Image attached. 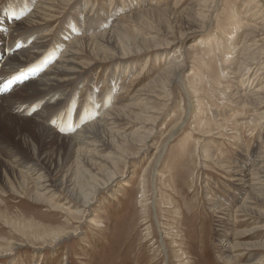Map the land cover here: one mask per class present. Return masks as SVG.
Segmentation results:
<instances>
[{
  "label": "rangeland",
  "instance_id": "1",
  "mask_svg": "<svg viewBox=\"0 0 264 264\" xmlns=\"http://www.w3.org/2000/svg\"><path fill=\"white\" fill-rule=\"evenodd\" d=\"M21 1L34 4L39 0H0V22L27 6ZM44 2V30L50 37H83L84 25L77 20L87 5L93 9L88 15L97 19L95 28L107 24L108 18L121 23L119 43L106 47L107 54L92 53L80 42L78 61L82 73L76 85L66 84L67 90L73 91L75 108L68 112L71 115L63 111L50 116L49 127L60 131L68 127L61 135L66 136L72 126L78 130L82 124L90 123L88 109L78 112L77 105H85L88 95L94 92H106L110 73L115 77L118 68L124 72L118 83L124 84L126 90L120 93L117 103L115 96L119 91L109 92L102 103L92 99L93 111L99 106L102 113L115 104L122 107L140 96L144 98L142 90L149 85L152 93L147 91L149 100L143 102L148 105L141 107L155 108L156 114L137 111L132 112V117L119 120L116 129L128 136L113 141L100 153L110 160L107 168L98 159L90 166L91 173L86 174L73 163L75 159L68 157L63 138L56 139V144L40 145L38 136L31 137L32 146L14 147L10 141L0 144V169L12 152L23 160L28 150L34 151L33 146L35 153H28L31 162L37 161L39 155L49 156L47 170L54 169L48 188L54 192L42 197L34 194L35 183L26 176L22 180L7 174L14 190L0 177V264H241L251 251H256L257 257L264 255V249H250L245 256L239 253L235 262H227L223 258L226 251L218 241V214L210 210L211 201L218 197L231 200L236 194L235 169L242 155L249 149L251 155L254 147L264 143V103L251 102L248 97L252 93L241 88L258 89L261 85L252 83L253 74L248 67L241 68V56L254 40L257 43L250 55L258 58L260 50L264 52V9L254 8V0ZM255 27L256 35L251 34ZM124 53L130 55L129 69L125 63L110 61ZM168 60L183 67L181 83L165 72ZM126 71L130 74L124 77ZM12 80L13 77L1 87L2 93L7 92ZM14 85L9 91L17 86ZM157 115L161 120L155 125L153 117ZM183 122L182 128L176 129ZM141 125L147 132L155 126L147 151L144 141L141 144L130 140V136L139 137L132 134ZM67 159L70 161L66 163ZM58 162L66 163V167L57 168ZM66 175L78 185L82 197L93 200L90 211L83 205L82 197L71 195L58 185L57 181ZM113 175L118 178V185L106 190L104 185ZM96 187L100 189L93 191ZM251 203L257 202L251 199ZM257 204L262 206L264 201ZM242 214L238 210V223L248 222L247 227L253 228V218ZM261 226L256 227L255 239L248 236L245 242L263 241ZM163 240L168 255L163 250Z\"/></svg>",
  "mask_w": 264,
  "mask_h": 264
},
{
  "label": "bare ground",
  "instance_id": "2",
  "mask_svg": "<svg viewBox=\"0 0 264 264\" xmlns=\"http://www.w3.org/2000/svg\"><path fill=\"white\" fill-rule=\"evenodd\" d=\"M254 1L256 3L254 8L264 9V0ZM27 3L28 1H21V4H24L23 6H27L15 16L10 17V19L7 18L0 22V144L5 141H10L14 144V147L32 146L30 141L31 137L35 138L37 136L39 137L40 145L56 144V139L63 138L64 143L67 144L68 157L70 159H75L73 163L75 165L77 164L82 169V173H91L89 168L90 166L92 167L98 159V161L103 162L106 167L110 160L107 161L108 159L106 160L105 158H102V156H99L100 153L111 147L113 141L128 136L124 131L123 134V132L116 129L117 126H119V120L127 119L129 116L132 117V112L134 113L137 111L145 112V110H149L150 114H156V110H153L155 108L150 110V107H147V109L141 107L148 105V103L143 104V102L149 100L147 91L152 93L150 89L148 90L149 85L142 90L145 93L142 94L144 98H141L140 96L138 97L139 100L137 99L134 102L130 101L128 105L126 104L122 107L119 104V106L115 104V106L112 107L113 109H107V111L102 113L99 106L93 111L94 106H92V99H99L102 103V101H106V96L109 92L114 93L119 91L117 93V96L119 95V97L115 96L117 103L120 99V93L123 90H126L124 84L118 83L119 78L122 77V73H124L123 70L118 68L115 77H112L113 72L110 73V86L113 90L108 85L106 92L102 94H99V92L95 94L94 92V94L88 95L85 105L82 104L83 106L81 105L80 107L77 105L78 108L76 109H78V112L82 113L88 109V116L90 118H88L87 121L92 120L90 123L86 125L82 124V126H80L81 128L78 130H75L72 126V132H70V134L61 136L69 128L64 126L62 131L52 130L48 125V121L50 120V116L55 113L54 117L63 111H66V113L69 114L75 108L74 103L72 104L73 91L67 90L66 84L76 85V81L80 79V74L82 73L80 70L82 68L80 65L81 63L78 61L79 56H81V53H79L78 50V47H80L79 45L81 44L80 42H82L92 53L94 52L98 55L105 54L106 52L104 50H106V47L108 49L109 46L114 45L116 42L117 44L119 43L120 34L118 31L121 28V23L118 24V22H115L114 18H108L106 22L107 24H103L101 28H95L94 25L96 24L97 19H95L94 16L91 18V15H88L93 9L87 5L85 8L83 7L82 13L80 14L81 17L79 19L77 18V21L84 25L82 27L85 29L83 37L80 38V36H77L76 38H72L69 35L50 37L51 34L49 33L50 36H48L49 34L44 30L46 24H43L44 13L46 12V8H44V0L35 1L34 4ZM110 20L111 22H109ZM261 21L264 22V18ZM256 25L254 24L253 26ZM255 28H253L251 34L256 35V33H258V27ZM98 29H100V31ZM261 39L264 40V38ZM256 43L257 41L254 40V44L252 43L253 46L256 45ZM253 46L249 45L246 48L250 49H244L246 54L243 57L241 56V58H243L241 68L248 67L247 70L253 74L252 83L254 84L257 82L258 85H260L261 82V85L258 89H256V87L248 89L246 86L241 88L242 90L252 93L250 94L251 97H248L251 102L263 105L264 97H261V95H264V52L263 49H261V55H259L258 58H253L249 53L252 51ZM128 56L130 55L127 53H124L120 58L113 56L110 61H112V63H125L127 65L126 68L129 69L131 64ZM108 58L110 57L108 56ZM167 63L165 72L176 78V82L181 83L180 71L183 70V67L174 65L175 62L169 60ZM40 65L41 67H39ZM241 68L238 69L239 72L241 71ZM127 74H130V71H126L124 77L127 76ZM11 77H13V80L6 88L7 92L2 93L4 90H2L1 87L4 86L6 82L8 84ZM23 78L24 80H22ZM157 82L155 83L158 84ZM14 84H17V86L9 91L10 86ZM163 88H165V86ZM13 95L14 97H12ZM16 95H21V97H15ZM50 100L51 102H49ZM35 105L36 107L34 111L30 110ZM28 111L31 115H28ZM94 112H96L95 120L93 116ZM190 114L191 106L188 107L186 112L187 117L190 116ZM136 115L134 116L136 117ZM155 117L153 118L156 125L161 120V117L158 115ZM183 125L184 122L176 129L182 128ZM144 127L145 125L143 127L141 125L140 128L138 127V131L136 130L137 132H133L134 134L132 135H138L139 137L130 136V140L140 142L141 144V140L144 141L143 143L146 144V150L148 146L147 143L153 138V135L156 132L154 133L155 126L153 129L150 128V132H147V130L143 131ZM58 132H62V134ZM39 148L36 152H39ZM254 148L255 149H252L251 151V155L249 154L250 149L247 151V154L242 155L243 157H241L239 165L235 169L237 184L235 183L234 191L236 194L232 195L231 200L225 201L221 197H218L216 201L213 200L210 204L211 212L218 214V241L220 242L222 249L226 251L223 258L225 257L227 262H235L239 253L244 255L250 249H264V240L252 243L245 242L248 236H251L250 240L255 239L254 237H256V235H254V233L256 234L258 232H256V227L258 225L261 224V228L264 229V205L261 206L260 204H257L264 201V143L259 144V146L257 145ZM35 149L34 146L31 147V150H34L32 151L33 153H35ZM256 149L259 150L256 151ZM29 152L32 153L28 150L26 155H23V160L19 159L18 156L16 158V155L13 156L16 152H12L11 156L5 157L6 159L2 162V168L0 169V171L3 172V175L0 176L2 181L7 182L5 185H7L8 188L11 186L12 190H14L13 185L7 180V174H10L15 178H21L22 180H24L23 177L26 176L29 180L35 183L32 186L35 192L34 194L40 195L41 197L46 194H53L54 191H48V188H51L52 185L49 177L54 171L52 168H48L49 171L47 170V165L50 161L48 159L49 156L39 155L37 161L33 160V163L31 162L32 158L31 160L29 158ZM2 159H4V156ZM70 159H67L66 163L70 161ZM66 163L61 164V162H58L57 168H60L61 166L66 167ZM113 164L115 165L116 163L113 162ZM117 182L118 178L114 179L113 175L110 181L104 186L107 190L116 185ZM57 183L61 188L66 189L71 195L75 194V196L78 195V197H82V192H79L80 188L78 189V185L75 184L70 175H66L62 180L57 181ZM25 187L27 188L26 183ZM99 189L100 187L98 189L96 187L93 191ZM88 190H90V188ZM242 196H245L243 200H241ZM82 198L83 205L90 211V208L94 203L93 200L90 201L85 196ZM251 199L256 200L257 203L252 204ZM238 210H241V212L246 215V218H253L252 222L255 223L253 228L251 227L250 229L247 227L248 222L245 225H243L244 223L242 225L238 223L239 219L236 215ZM255 216H257V218H255ZM239 227H243V230H240ZM244 227L247 228L245 229ZM62 239L63 238H60L58 242L61 243ZM162 246L163 250L168 255L167 245L164 240ZM255 252L256 251L249 252L245 262H242L241 264H264V255L261 254L257 257Z\"/></svg>",
  "mask_w": 264,
  "mask_h": 264
}]
</instances>
